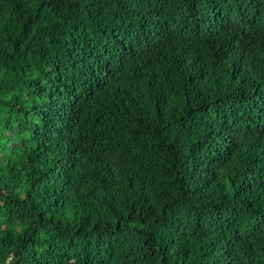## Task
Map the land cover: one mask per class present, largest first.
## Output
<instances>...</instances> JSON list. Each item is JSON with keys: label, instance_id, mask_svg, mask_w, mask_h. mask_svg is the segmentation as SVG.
I'll return each mask as SVG.
<instances>
[{"label": "trees", "instance_id": "16d2710c", "mask_svg": "<svg viewBox=\"0 0 264 264\" xmlns=\"http://www.w3.org/2000/svg\"><path fill=\"white\" fill-rule=\"evenodd\" d=\"M0 264H264V0H0Z\"/></svg>", "mask_w": 264, "mask_h": 264}]
</instances>
